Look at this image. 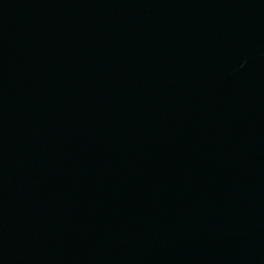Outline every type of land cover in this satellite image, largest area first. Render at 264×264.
<instances>
[{"label":"water","instance_id":"water-1","mask_svg":"<svg viewBox=\"0 0 264 264\" xmlns=\"http://www.w3.org/2000/svg\"><path fill=\"white\" fill-rule=\"evenodd\" d=\"M0 264H264V0H0Z\"/></svg>","mask_w":264,"mask_h":264}]
</instances>
